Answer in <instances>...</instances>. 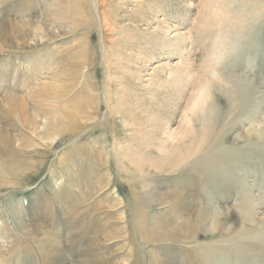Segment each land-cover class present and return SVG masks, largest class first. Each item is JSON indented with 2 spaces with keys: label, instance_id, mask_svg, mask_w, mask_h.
Here are the masks:
<instances>
[{
  "label": "rangeland",
  "instance_id": "374dc122",
  "mask_svg": "<svg viewBox=\"0 0 264 264\" xmlns=\"http://www.w3.org/2000/svg\"><path fill=\"white\" fill-rule=\"evenodd\" d=\"M0 264H264V0H0Z\"/></svg>",
  "mask_w": 264,
  "mask_h": 264
}]
</instances>
